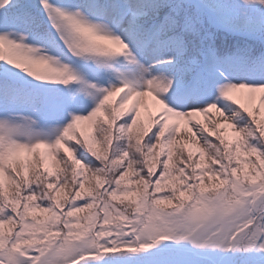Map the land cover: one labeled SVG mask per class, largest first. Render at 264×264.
I'll use <instances>...</instances> for the list:
<instances>
[{
    "label": "snow or ice",
    "instance_id": "obj_1",
    "mask_svg": "<svg viewBox=\"0 0 264 264\" xmlns=\"http://www.w3.org/2000/svg\"><path fill=\"white\" fill-rule=\"evenodd\" d=\"M0 264H264V0H0Z\"/></svg>",
    "mask_w": 264,
    "mask_h": 264
}]
</instances>
